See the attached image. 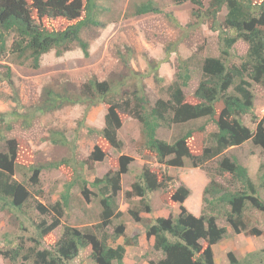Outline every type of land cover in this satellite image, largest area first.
I'll return each mask as SVG.
<instances>
[{
  "label": "trees",
  "instance_id": "trees-1",
  "mask_svg": "<svg viewBox=\"0 0 264 264\" xmlns=\"http://www.w3.org/2000/svg\"><path fill=\"white\" fill-rule=\"evenodd\" d=\"M173 2L177 5L191 3L195 7L191 16L197 20L196 25L208 19L218 32L219 56H207L200 62L201 78L193 92L195 103L187 102L183 91L191 80L188 59L179 62L174 80L165 89L166 99L158 98L150 103L142 88L126 90L119 83L98 81L92 77L78 93L65 87L60 91L44 87L40 102L34 108L48 113L68 105H85L87 112L99 103L106 105L103 127L97 130L102 145L94 147L89 161H103L106 147L121 150L123 143L118 138L122 126L120 114L139 123L141 139L137 151L154 155L158 165L180 168L188 161L192 168L202 169L207 162L217 159L215 173L203 190V206L198 217L181 206L175 218H156L145 226L146 236L153 237V250L162 256L150 264H214L212 246L226 234V228L217 223L219 218L234 234L264 235V230L252 226L248 216L250 210L264 214V198L259 195V191L264 189V165L259 166L258 182H254L247 168L235 158L224 155L226 150L248 141L264 152V113L260 118L253 114L255 97L252 92L253 85L264 87V0H210L206 8L202 0ZM222 8L226 13L223 21L218 23ZM100 11L96 0H0V61L8 54L18 61H29L32 69H38L41 56L50 51L61 56L72 45L80 48L87 57L89 44L82 39L81 33L85 28L103 25L98 20ZM160 13L162 9L156 2L145 0L134 5L132 15ZM167 15L179 30L195 25L190 23L183 27L171 14ZM57 19L70 24L63 29H48L43 24L44 20ZM237 41L247 45L245 55L239 57V64L230 62ZM169 49L166 51H171ZM0 74L1 79L13 85L9 67ZM12 115L20 119L19 114ZM247 115L255 125L253 130L242 121ZM5 116L0 114V123L10 130L11 116ZM200 119H205L206 124L213 123L216 130L206 137L203 124L187 130L171 143L157 136L162 127L170 128ZM200 139L205 147L197 143ZM49 140L54 145L68 144L66 138L58 133L51 134ZM21 150L15 139H6L0 133V211L22 212L29 206L31 193L25 184L13 178L16 169L28 172L29 183L38 187V176L42 170L57 169L69 163L62 159L41 165L23 164L25 160ZM130 161L131 158L120 156L115 172H107L92 182L82 181V178L72 180L66 184L59 202L48 207L37 203L34 209L50 221L43 220L37 225L38 237L43 239L61 225V218L70 203V191L77 185L86 200L92 195L88 187L96 190L101 206V223L97 227H108L112 218L120 215L116 196L121 189V175L128 171ZM216 176L234 184L233 189L229 190L217 182ZM171 179L168 174L158 177L151 167L144 166L126 191V197L138 198L145 213L150 212L146 201L148 193L161 191V201L181 204L190 190L183 184L178 187L171 185ZM115 231V238L124 237V240L123 244L111 247L106 235L99 238L90 230L81 231L64 225L51 248L35 245L23 259L29 264H71L80 250L90 247L94 264H124L125 247L132 244L130 238L124 236L123 226H118ZM17 251L19 248L12 252V260H16ZM226 258L228 264H264V249L248 253L243 261L237 260L232 252H228Z\"/></svg>",
  "mask_w": 264,
  "mask_h": 264
},
{
  "label": "rangeland",
  "instance_id": "rangeland-1",
  "mask_svg": "<svg viewBox=\"0 0 264 264\" xmlns=\"http://www.w3.org/2000/svg\"><path fill=\"white\" fill-rule=\"evenodd\" d=\"M141 1L145 0H96L101 9L98 20L103 25L82 30V39L89 44L87 57H84L80 48L72 45L71 49L61 56H57L54 51L41 56L38 69H32L29 61H18L8 54L0 61V73L9 67L13 83L11 86L0 78V114L6 115L5 118L11 116V129L6 130V126L0 123V133L6 139H15L22 148L21 156H24L25 160L23 164L41 165L62 159L69 161L57 169L42 170L38 176V187L29 183L28 172L16 169L13 178L27 186L31 198L29 206L23 208L22 212L0 211V264H29L23 259L28 250L35 245L39 248H51L64 225L81 231L90 230L99 238L106 235L111 247L123 244L124 237L115 238V229L123 226L124 236L130 238L132 244L125 247L124 264H150L151 261L155 262L162 257L144 242L137 232L141 230L140 227L144 229L146 225L151 224L155 216L175 218V203L161 201V191L148 193L146 201L150 212L145 213L139 199L126 197V191L137 180L144 166L151 167L158 177L162 174L170 175L171 185L181 183L180 178L191 181L194 169L190 163L186 161L183 167L174 169L158 165L152 154L138 153L140 125L124 114H120L122 126L118 131V138L123 143L121 150L114 151L106 147L107 153L103 161H89L94 147L97 144L102 145L97 130L103 127L106 105L99 103L87 112L85 105H68L48 113L35 111L34 108L40 102L44 87L57 91L65 87L78 93L81 86L92 77L98 81L111 80L119 83L126 90L142 88L150 103L158 98L166 99L165 89L174 80L179 62L188 59L191 80L183 91L186 101L195 103L193 92L201 78L200 62L207 56H219L217 30L208 19L196 25L197 20L191 16L195 7L189 2L177 5L173 0H153L160 6L162 13L133 16L134 5ZM202 2L206 8L210 0ZM225 13V8H222L217 17L218 23L223 21ZM167 14H171L183 27L190 23L195 25L179 30ZM43 24L48 29H63L70 23L57 19L44 20ZM169 48L171 51H166ZM233 49L230 62L239 64V57L245 55L247 45L237 41ZM252 92L255 97L253 114L260 118L264 113V87L253 85ZM12 113L19 114L20 119ZM24 118L29 121H24ZM242 121L251 130L254 129L250 115L243 117ZM203 124L205 136L216 130L213 123L206 124L205 119H200L170 128L162 127L157 131V136L171 143L187 130L196 129ZM55 133L65 137L68 144H52L49 138ZM197 143L205 147L201 139ZM224 155L235 158L247 168L250 178L258 182V168L264 165V152L261 149L248 141L226 150ZM120 156L131 158L128 171L121 175V189L116 196L120 215H115L108 227L99 229L97 226L101 223V206L97 192L88 187L92 195L86 200L77 185L70 191V203L61 218V225L40 239L37 225L43 220L48 223L50 221L34 209L35 205L41 203L48 207L59 202L66 184L72 180L82 178V181L92 182L96 178H102L107 172H115L119 167ZM216 164L217 159L211 160L201 169L208 181L215 173ZM215 179L227 189H233L234 184L227 183L221 177L216 176ZM192 193L196 201L198 190L192 188ZM259 195L264 198V189L259 191ZM192 201L195 203L194 199ZM248 214L252 226L264 230V214L253 210ZM217 223L228 227L221 218ZM223 239L213 246L214 260L216 250L220 248L218 246L224 245L222 242L229 245L228 249L235 252L240 261H243L248 253L258 252L264 246L261 244V238L246 234L237 235L232 232ZM17 248L19 251L16 260H12V252ZM90 252V247L80 250L71 264H94Z\"/></svg>",
  "mask_w": 264,
  "mask_h": 264
},
{
  "label": "crops",
  "instance_id": "crops-1",
  "mask_svg": "<svg viewBox=\"0 0 264 264\" xmlns=\"http://www.w3.org/2000/svg\"><path fill=\"white\" fill-rule=\"evenodd\" d=\"M174 169H176V168H174ZM193 169H194L193 173H192L193 179H191V181L187 182L184 179L180 178L182 182L179 183V184H177V183L174 184L175 187H178L181 184L186 185V187L190 190L189 196L181 204L178 203V202H174L175 203L174 209H176L177 215L180 213V207L181 206L187 212L191 213L192 215H194L196 217H198L201 214V209H202V206H203V203H202L203 190H204V187L208 183V179H207L206 174H205V172L203 170H201L199 168H193ZM168 176H170V175H168ZM192 188L198 190V195H197L196 201H195V197L193 196V193H192ZM193 199H194L195 203H193V201H192ZM156 218H167V217L155 216L154 220ZM221 227H225V226H221ZM225 228H226V234L225 235H229L230 233H232L229 227H225ZM140 229L141 230H139L137 232V234H140V237L143 239V241L148 243V245L153 247V243H154L153 237H147L146 236L145 228L143 229V228L140 227ZM260 230L263 231V229H260ZM237 235H240V234H237ZM254 237H257V236H254ZM257 238H261L260 239L261 244L264 245V235H260ZM222 244H224V245L218 246L220 248H217V250H216L214 264H218V262L220 264H228L227 258L225 260V256H226V254L228 252H232L234 254V256L236 257V259L240 261V259L237 258V254L235 252H233V251L228 249L229 245H227V244H225L223 242H222ZM213 246H212V251H213ZM262 249H264V246H263ZM213 254H214V252H213ZM213 257H214V255H213ZM217 258H218V261H217Z\"/></svg>",
  "mask_w": 264,
  "mask_h": 264
}]
</instances>
